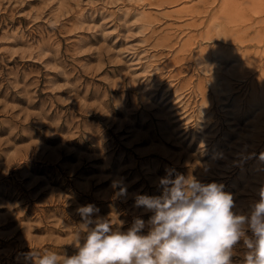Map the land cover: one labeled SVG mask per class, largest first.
Masks as SVG:
<instances>
[{"label":"rangeland","instance_id":"obj_1","mask_svg":"<svg viewBox=\"0 0 264 264\" xmlns=\"http://www.w3.org/2000/svg\"><path fill=\"white\" fill-rule=\"evenodd\" d=\"M261 153L264 0H0V264L76 254L81 206L147 221L166 169L247 214Z\"/></svg>","mask_w":264,"mask_h":264},{"label":"clouds","instance_id":"obj_2","mask_svg":"<svg viewBox=\"0 0 264 264\" xmlns=\"http://www.w3.org/2000/svg\"><path fill=\"white\" fill-rule=\"evenodd\" d=\"M260 158L264 160V153ZM173 171L166 169L159 178V196L136 195L134 207L152 213L147 221L136 217L122 231V222L111 217L94 220L99 209L81 206L76 254L41 255L33 250L25 259L32 264H233L234 248L242 241L247 250L242 264H264V187L249 213L238 214L223 184H205L180 173L173 177Z\"/></svg>","mask_w":264,"mask_h":264},{"label":"bare ground","instance_id":"obj_3","mask_svg":"<svg viewBox=\"0 0 264 264\" xmlns=\"http://www.w3.org/2000/svg\"><path fill=\"white\" fill-rule=\"evenodd\" d=\"M223 3H224V2H223ZM252 6H253V5H252ZM237 8H238V7H237ZM177 10H178V9H177ZM239 10H240V8H239ZM236 11H237V10H236ZM140 12H141V11H140ZM231 13H232V12H231ZM234 13H235V12H234ZM137 15H139V14H137ZM234 15H235V14H234ZM237 15H238V14H237ZM238 16H239V15H238ZM238 16H237V17H238ZM233 20H234V19H233ZM221 37H224V36L222 35ZM206 64H207V63H206ZM206 66H207V65H206ZM224 73H225V72H224ZM221 78H222V77H221ZM229 78H230V77H229ZM220 80H221V79H220ZM211 81H212V80H211ZM215 84H216V83H215ZM228 84H229V83H228ZM216 86H217V84H216ZM216 86H215V87H216ZM244 86H245V85H244ZM232 88H233V87H232ZM232 88H231V89H232ZM214 90H215V89H214ZM211 91H212V90H211ZM252 94H253V93H252ZM242 98H243V97H242ZM260 98H261V97H260ZM217 101H218V100H217ZM242 103H243V102H242ZM226 104H227V103H226ZM253 104H254V103H253ZM207 114H208V113H207ZM208 115H209V114H208ZM262 127H263V126H262Z\"/></svg>","mask_w":264,"mask_h":264}]
</instances>
